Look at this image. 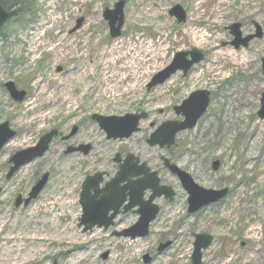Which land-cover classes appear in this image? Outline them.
<instances>
[{
    "label": "rangeland",
    "instance_id": "obj_1",
    "mask_svg": "<svg viewBox=\"0 0 264 264\" xmlns=\"http://www.w3.org/2000/svg\"><path fill=\"white\" fill-rule=\"evenodd\" d=\"M120 1L32 0L0 32V125L8 122L17 132L0 153V239H12L0 242V264H147L145 256L152 258L148 264H193L195 236L203 233L214 238L203 251V264H264V121L258 116L264 36L235 49L228 30L240 23L248 36L258 24L264 34V0H125L121 37L112 38L104 12ZM175 5L187 11L185 23L170 15ZM80 19L82 28L72 32ZM193 51L204 58L187 76L178 72L148 89L178 53ZM10 82L27 94L23 102L12 98L5 86ZM197 91L210 93V107L197 127L180 133L170 149L150 147L147 141L159 126L183 120L174 108ZM140 111L148 119L122 141L107 140L91 119ZM74 127L79 133L66 139ZM53 130L60 136L49 151L8 179L10 159ZM81 144L92 147L89 155L66 154ZM117 155L139 158L175 190L173 201L157 199L161 211L145 238L117 236L137 223L133 212L108 230L85 233L80 227L84 181L101 172L114 178ZM163 158L200 186L229 187L230 194L189 215L188 195ZM215 160L221 162L216 172ZM46 174L49 182L40 196L17 207V199L25 200ZM167 242L172 245L159 252Z\"/></svg>",
    "mask_w": 264,
    "mask_h": 264
},
{
    "label": "water",
    "instance_id": "obj_2",
    "mask_svg": "<svg viewBox=\"0 0 264 264\" xmlns=\"http://www.w3.org/2000/svg\"><path fill=\"white\" fill-rule=\"evenodd\" d=\"M31 2L32 0H29L25 6L13 11H7L0 5V31L8 21L22 13ZM125 5L126 1L122 0L115 5L113 10L106 9L104 13V18L109 22L111 28L112 38H119L121 36L122 28L125 24ZM169 13L172 17L177 19L179 24L187 21L188 14L181 5L174 6ZM82 23L83 20L78 21L73 32L80 29ZM241 29L242 24L240 23L233 24L229 28L231 34L234 36L232 45L236 49H239L242 46L246 48L252 40L263 37V32L259 25H257V33L248 37L243 36ZM203 58V55L197 51L178 53L172 64L153 78L148 89L164 84L178 71H182L185 76L188 75L191 68L200 63ZM262 67L264 74V58L262 59ZM6 87L16 101L22 102L26 98V93L24 91H17L13 83L7 84ZM209 104V92L197 91L193 93L181 106L175 107L176 114L178 116H183L184 120L182 122L173 121L164 123L153 133L148 140V144L151 147H172L175 144L176 137L179 133L194 129L197 126L199 120L208 110ZM258 116L264 121V94L262 95L261 108ZM147 117L148 115L146 113L109 117L94 115L93 120L96 121L100 128L106 133L108 140H124L129 139L135 133L139 132L141 121L146 120ZM77 130V128H74L71 136H74ZM16 134L17 133L10 128L8 122L0 125V153L5 145L8 144ZM56 136H58V132L56 130L51 131L41 138L36 147L21 151L14 155L11 159V163L14 166L8 174V179L12 178L24 165L31 163L37 158L43 157L49 150L50 144ZM90 151L91 146L85 145L79 148H69L67 154L83 152L85 155H88ZM115 161L120 165V171L103 189H100V185L103 182L104 174L100 173L86 179L80 197V204L83 208V217L80 226H84V232L91 231L95 227L108 230L114 225V220L121 214V209L123 207V213H127L135 207H139V210L136 211L140 215L139 221L132 228L125 230L122 233H118L117 236L126 238L130 237L132 239L137 237H147L149 235L150 225L155 221L160 211V208L154 205V201L162 196H165L172 201L175 193L170 187L160 186V179L157 177V173H151L149 167L145 163L139 165L140 160L138 158L130 155L125 160H121V157L118 155ZM164 162L165 167L180 179L182 186L189 195V214H195L201 209L220 202L227 197L229 193L228 189L221 191L207 190L196 184L190 174L172 164L170 160L164 159ZM219 167L220 162L216 161L213 169L217 171ZM133 178L139 179L133 181ZM48 180V174L42 177L33 188L29 198L25 201V205H29L32 200L36 199L41 194ZM124 182H127L126 186L120 188V183ZM149 190L152 192V195L148 201H145V193ZM128 197L129 203L126 204ZM21 204L22 200L19 198L17 206H20ZM212 242L213 238L208 234L196 236V242L194 245L195 250L192 257L193 264H203L202 251L207 250ZM170 245V242L161 245L159 252H163L169 248ZM144 260L145 263L148 264L151 261V258L145 256Z\"/></svg>",
    "mask_w": 264,
    "mask_h": 264
},
{
    "label": "bare ground",
    "instance_id": "obj_3",
    "mask_svg": "<svg viewBox=\"0 0 264 264\" xmlns=\"http://www.w3.org/2000/svg\"><path fill=\"white\" fill-rule=\"evenodd\" d=\"M160 46H162V44H160ZM145 46H142L141 48H140V50L142 49V48H144ZM140 50L137 48V49H135V53H136V55H134L136 58H137V56H138V54H139V52H140ZM139 57V56H138ZM104 59L106 60L107 58H106V56L104 57ZM117 63L115 62V65H116ZM123 68V66H121L120 67V69H122ZM135 69H137V68H135ZM128 70H129V67H128ZM124 71L126 72L127 71V68L126 69H124ZM34 107H35V103H33V104H29V106H28V110H29V112H31L32 110H34ZM10 144V143H9ZM8 144V145H9ZM46 214V213H45ZM42 236H43V234H41ZM40 235V236H41ZM37 238H39V239H41V237H37ZM11 240L12 239H8V240H1L0 239V242L2 243V244H9L10 242H11ZM33 241H36V240H33ZM41 241H43V239H41V240H38V242H41ZM23 249L24 248H22V252H23ZM31 249H34L33 247H30V248H28L27 250L28 251H26L25 250V255H27V252H30L31 251ZM31 255V254H30ZM29 255V256H30Z\"/></svg>",
    "mask_w": 264,
    "mask_h": 264
},
{
    "label": "flooded vegetation",
    "instance_id": "obj_4",
    "mask_svg": "<svg viewBox=\"0 0 264 264\" xmlns=\"http://www.w3.org/2000/svg\"><path fill=\"white\" fill-rule=\"evenodd\" d=\"M61 70V69H60ZM142 111H140L139 113H141ZM77 134L79 133V130L76 132ZM77 134H75L73 137H76V135ZM60 136V135H59ZM80 146H82V144L81 145H78V147H80ZM126 158V157H125ZM150 167V166H149ZM120 168V165H118V169ZM151 168V167H150ZM151 170H153L152 168H151ZM101 173H103L104 174V176H103V182H102V184L100 185V189H103L105 186H106V184L108 183V182H110L112 179L109 177V174L107 173V172H101ZM158 175H159V173H158ZM133 181H137L138 180V178H133L132 179ZM85 182V181H84ZM126 184H127V182H124V183H120V185H119V187L120 188H124L125 186H126ZM83 186V185H82ZM227 188H229V187H227ZM229 191L231 192V190H230V188H229ZM230 194V193H229ZM102 196V195H101ZM147 196H149V193L147 194ZM132 212H134V211H132ZM122 215V214H121ZM120 215V216H121Z\"/></svg>",
    "mask_w": 264,
    "mask_h": 264
},
{
    "label": "trees",
    "instance_id": "obj_5",
    "mask_svg": "<svg viewBox=\"0 0 264 264\" xmlns=\"http://www.w3.org/2000/svg\"><path fill=\"white\" fill-rule=\"evenodd\" d=\"M0 4L4 6L7 10H11L25 3H22L21 0H0ZM28 9H30V7Z\"/></svg>",
    "mask_w": 264,
    "mask_h": 264
}]
</instances>
